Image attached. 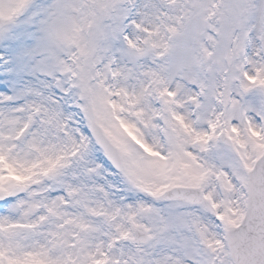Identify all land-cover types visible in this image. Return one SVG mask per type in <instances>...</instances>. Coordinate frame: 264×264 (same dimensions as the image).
<instances>
[{
  "label": "snow or ice",
  "instance_id": "snow-or-ice-1",
  "mask_svg": "<svg viewBox=\"0 0 264 264\" xmlns=\"http://www.w3.org/2000/svg\"><path fill=\"white\" fill-rule=\"evenodd\" d=\"M0 264H264V0H0Z\"/></svg>",
  "mask_w": 264,
  "mask_h": 264
}]
</instances>
